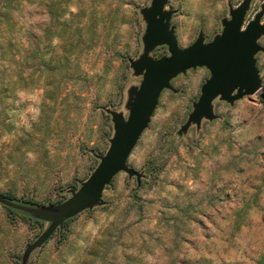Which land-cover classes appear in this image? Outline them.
<instances>
[{"label":"rangeland","instance_id":"obj_1","mask_svg":"<svg viewBox=\"0 0 264 264\" xmlns=\"http://www.w3.org/2000/svg\"><path fill=\"white\" fill-rule=\"evenodd\" d=\"M151 1L63 0L70 53L43 36L53 20L42 0L22 1L13 25L0 23V193L54 206L91 174L115 131L109 111L126 118L142 79L130 61L145 52ZM241 1L167 0L164 9L183 48L200 31L212 40ZM261 9L264 0L250 1L243 28ZM82 23L95 30L87 49L89 35L72 33ZM38 40L46 58L60 55L62 74L32 62ZM148 54L169 52L158 45ZM255 59L264 92V50ZM209 77L205 67L174 77L128 157L139 180L117 173L96 205L41 245L27 252L50 220L0 201V264H264V103L259 92L232 104L218 96L214 119L179 133Z\"/></svg>","mask_w":264,"mask_h":264},{"label":"water","instance_id":"obj_2","mask_svg":"<svg viewBox=\"0 0 264 264\" xmlns=\"http://www.w3.org/2000/svg\"><path fill=\"white\" fill-rule=\"evenodd\" d=\"M167 0H152L149 8L142 11L146 21L144 32L145 52L130 61L134 74L141 75L138 87L129 90L128 115L109 111L115 131L107 151L99 157V163L72 196L58 205H29L0 197V201L32 217L50 220V225L27 248L29 252L41 245L60 227L64 220L96 205L103 190L114 176L123 171L129 176L141 174L127 165L128 157L147 127L157 106L161 92L170 88V81L190 68L205 67L210 77L201 85L200 95L193 102V109L181 125L179 133L203 118H215L212 101L220 97L232 104L244 96L256 94L261 89L255 54L264 50L258 44L264 34L261 23L263 9L243 28L245 14L251 0H242L229 9V18L222 19V30L212 40L205 42L200 31L197 38L186 47H179L174 27L170 26L172 11L165 10ZM158 45H166L169 54L159 58L148 52ZM264 100V92H259Z\"/></svg>","mask_w":264,"mask_h":264},{"label":"trees","instance_id":"obj_3","mask_svg":"<svg viewBox=\"0 0 264 264\" xmlns=\"http://www.w3.org/2000/svg\"><path fill=\"white\" fill-rule=\"evenodd\" d=\"M24 0H0V23H5L6 25L12 26V21L14 18V12L19 8V5ZM43 5L46 7L47 14L50 16V18L53 20V24H48L46 26L43 36L46 38L47 41H50V38L56 37V43L54 45L53 49H58L63 52L70 53L72 48V38L71 33L68 34V37L65 39L63 37V19L60 21L61 18H63V0H42ZM71 14V13H69ZM52 22V21H51ZM84 30V31H83ZM79 31H83V34L89 35L88 45H86V49L90 48L93 44V38L95 34V30L91 28V26L88 23H82V25L77 27V30L73 31L72 33H78ZM81 34L77 38V44L78 41L81 39ZM81 42V41H80ZM40 41H36V43L31 47L30 49V57L32 58V62L37 65V67L42 69H52L56 68L60 74H62L63 69V62L60 59V55L51 54L48 58L45 57V53H40ZM64 46V47H63ZM55 62V64H54ZM54 64V65H53ZM264 103V100H262ZM0 197L6 198L11 201H19L14 198V196L10 193H0ZM23 204H29V205H44L35 203L31 200H23L19 201ZM14 211H18L15 209H12ZM20 212L24 217L28 219H34L39 220L38 218L32 217L22 211ZM71 220V218L66 219L65 221L68 222Z\"/></svg>","mask_w":264,"mask_h":264}]
</instances>
